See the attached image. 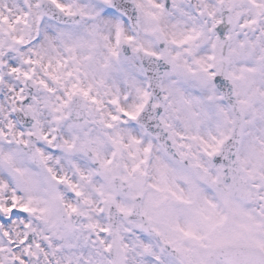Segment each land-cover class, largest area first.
Masks as SVG:
<instances>
[{
	"label": "snow or ice",
	"instance_id": "6c2138e0",
	"mask_svg": "<svg viewBox=\"0 0 264 264\" xmlns=\"http://www.w3.org/2000/svg\"><path fill=\"white\" fill-rule=\"evenodd\" d=\"M0 264H264V0H0Z\"/></svg>",
	"mask_w": 264,
	"mask_h": 264
}]
</instances>
